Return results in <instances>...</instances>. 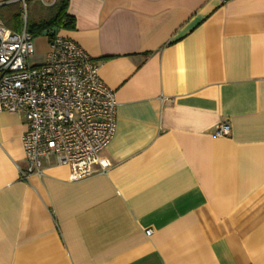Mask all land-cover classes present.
Here are the masks:
<instances>
[{"label": "crops", "instance_id": "obj_1", "mask_svg": "<svg viewBox=\"0 0 264 264\" xmlns=\"http://www.w3.org/2000/svg\"><path fill=\"white\" fill-rule=\"evenodd\" d=\"M15 3L0 0L4 23ZM67 11L57 34L99 61L116 131L93 176L51 155L22 179L27 122L0 109V264H264V0ZM49 42L34 38L44 60Z\"/></svg>", "mask_w": 264, "mask_h": 264}, {"label": "built area", "instance_id": "obj_2", "mask_svg": "<svg viewBox=\"0 0 264 264\" xmlns=\"http://www.w3.org/2000/svg\"><path fill=\"white\" fill-rule=\"evenodd\" d=\"M16 1L27 0H9ZM42 1L51 6L57 0ZM24 24L14 31L0 19V109L21 114L27 122L22 137L27 168L20 169L21 178L42 176L43 159L51 155L70 167L74 180L89 178L116 131V92L101 79L99 61L58 34L44 62L31 65L36 48ZM215 133L229 136V124H219Z\"/></svg>", "mask_w": 264, "mask_h": 264}, {"label": "trees", "instance_id": "obj_3", "mask_svg": "<svg viewBox=\"0 0 264 264\" xmlns=\"http://www.w3.org/2000/svg\"><path fill=\"white\" fill-rule=\"evenodd\" d=\"M69 0H57L51 7L53 11L47 19L35 20L26 22V28L33 38L43 35L45 30H53V28L59 29H73L75 28V18L67 11ZM12 24L9 20L5 19L6 25L12 28L14 31H21L24 27V21L22 18V12L20 9L14 13L12 17ZM56 33H51L48 36L51 41Z\"/></svg>", "mask_w": 264, "mask_h": 264}, {"label": "rangeland", "instance_id": "obj_4", "mask_svg": "<svg viewBox=\"0 0 264 264\" xmlns=\"http://www.w3.org/2000/svg\"><path fill=\"white\" fill-rule=\"evenodd\" d=\"M13 6L15 10L20 9L22 13H27V19H24L25 23L28 20H30V22H33L35 20L37 21L47 19L53 11V7L47 6L42 0H27L25 4L24 2H18ZM43 62L44 57L38 52H36L35 55L30 59L31 65H39Z\"/></svg>", "mask_w": 264, "mask_h": 264}, {"label": "water", "instance_id": "obj_5", "mask_svg": "<svg viewBox=\"0 0 264 264\" xmlns=\"http://www.w3.org/2000/svg\"><path fill=\"white\" fill-rule=\"evenodd\" d=\"M58 30L57 28H53V30L49 31V30H45L43 32V35H48V34H51V33H56Z\"/></svg>", "mask_w": 264, "mask_h": 264}]
</instances>
